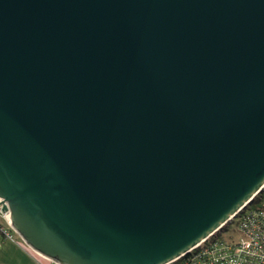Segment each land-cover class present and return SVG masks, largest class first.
<instances>
[{"label": "water", "instance_id": "water-1", "mask_svg": "<svg viewBox=\"0 0 264 264\" xmlns=\"http://www.w3.org/2000/svg\"><path fill=\"white\" fill-rule=\"evenodd\" d=\"M264 189V0H0V210L54 264H171Z\"/></svg>", "mask_w": 264, "mask_h": 264}, {"label": "built area", "instance_id": "built-area-1", "mask_svg": "<svg viewBox=\"0 0 264 264\" xmlns=\"http://www.w3.org/2000/svg\"><path fill=\"white\" fill-rule=\"evenodd\" d=\"M5 215L8 226L0 228L6 238L15 241L18 234ZM232 222L238 228L236 237L225 238L220 229L171 264H264V203H248L224 226Z\"/></svg>", "mask_w": 264, "mask_h": 264}, {"label": "crops", "instance_id": "crops-1", "mask_svg": "<svg viewBox=\"0 0 264 264\" xmlns=\"http://www.w3.org/2000/svg\"><path fill=\"white\" fill-rule=\"evenodd\" d=\"M4 218L5 220H3ZM6 221V222H4ZM0 222L4 224V226H8L6 215L4 212L0 210ZM23 240L19 237L17 239L11 240L6 238L4 234H0V259L6 255H13L10 259V262L4 264H52V262L42 256H38L39 254L30 249Z\"/></svg>", "mask_w": 264, "mask_h": 264}, {"label": "rangeland", "instance_id": "rangeland-1", "mask_svg": "<svg viewBox=\"0 0 264 264\" xmlns=\"http://www.w3.org/2000/svg\"><path fill=\"white\" fill-rule=\"evenodd\" d=\"M261 200L262 202L264 203V189L261 193ZM3 220H5L4 218H2ZM238 219L236 218L235 221H237ZM6 222V221H4ZM237 225H236V222H232L231 224H229L228 227H226V229H221L222 231V235L225 237V238H230V237H236L237 236ZM23 242V241H22ZM24 243V242H23ZM26 244V243H25ZM27 245V244H26ZM39 257L41 255H38ZM13 257V255H6L4 257H1V259H3L4 261H6L7 263L10 262V259ZM0 259V264H4L6 262H4L3 260Z\"/></svg>", "mask_w": 264, "mask_h": 264}, {"label": "trees", "instance_id": "trees-1", "mask_svg": "<svg viewBox=\"0 0 264 264\" xmlns=\"http://www.w3.org/2000/svg\"><path fill=\"white\" fill-rule=\"evenodd\" d=\"M261 193L262 192H260V193H258L255 197H254V199L252 200V202L251 203H263L262 202V200H261ZM4 224L3 223H1L0 222V226H3ZM222 229H226V226H224ZM0 234H4L3 232H2V229L0 228ZM52 264H54V263H52Z\"/></svg>", "mask_w": 264, "mask_h": 264}]
</instances>
